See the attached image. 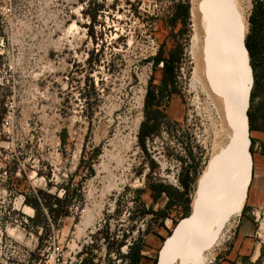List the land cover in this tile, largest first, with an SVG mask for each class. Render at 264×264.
<instances>
[{
  "label": "rangeland",
  "instance_id": "1",
  "mask_svg": "<svg viewBox=\"0 0 264 264\" xmlns=\"http://www.w3.org/2000/svg\"><path fill=\"white\" fill-rule=\"evenodd\" d=\"M231 1L245 46L253 0ZM217 10V0H0V264H130L136 250L154 263L225 137L203 70L204 15L217 22ZM172 48L181 52L160 90ZM148 91L162 111L140 143ZM248 106L260 128L248 148L264 167V70ZM153 185L184 194L154 199ZM262 187L183 259L216 264L245 215L264 264Z\"/></svg>",
  "mask_w": 264,
  "mask_h": 264
},
{
  "label": "bare ground",
  "instance_id": "2",
  "mask_svg": "<svg viewBox=\"0 0 264 264\" xmlns=\"http://www.w3.org/2000/svg\"><path fill=\"white\" fill-rule=\"evenodd\" d=\"M230 2L217 0V22L204 15L211 50L202 67L208 97L225 137L218 154L204 170L190 214L176 223L171 235L164 240L157 264H188L183 256L197 254L195 244L201 245L203 229L208 231L238 218L244 204L255 200L254 196L249 198L248 191L254 165L252 154L247 150L251 133L247 121L250 67L243 55L246 48L240 38L242 29ZM239 158L242 170H235ZM179 257L182 260L179 261Z\"/></svg>",
  "mask_w": 264,
  "mask_h": 264
},
{
  "label": "trees",
  "instance_id": "3",
  "mask_svg": "<svg viewBox=\"0 0 264 264\" xmlns=\"http://www.w3.org/2000/svg\"><path fill=\"white\" fill-rule=\"evenodd\" d=\"M178 8L181 10V16L184 20V18L187 16V5L186 4H180L178 5ZM94 18V16L92 17ZM248 32H246L245 35V46L248 50L249 55V61L250 65L253 71V83L250 91V96L248 98V104L249 100L251 101L252 97L255 95V92L257 90L258 85H260V80L262 78V71L264 70V0H253L252 2V10H250V14L248 16ZM176 49V48H175ZM180 52L178 49L174 50V48L170 49L168 51V55L162 58V61L164 63L163 67V77L160 84H158V88L160 90L165 89L167 85V79L170 77L172 71L175 69L174 65L178 59V56L180 55ZM152 91H148V94L146 95V104L144 105V117L140 123V131L138 139L140 143L143 142L144 137L152 136L158 126V122L155 121V118L157 115H159L162 111V102L160 101V98L157 96V99L155 100V96L151 95ZM150 101V105L148 104V101ZM247 121H248V127L249 130H259L260 128L255 122V113L253 112L252 108L248 106L247 109ZM259 132V131H258ZM254 137L251 139L254 141ZM252 150V145H251ZM195 179V178H194ZM186 179H182L181 185L186 188L187 184L185 182ZM151 190L153 191V197L154 199H157L162 193H165L169 196L175 195L178 199H181L183 196V192H180L178 190H171L169 187L165 186H155L153 185L151 187ZM172 194V195H171ZM50 199L51 196L47 195ZM53 201L54 206L57 205V203H60V200L58 198H54ZM180 201V200H179ZM187 202H189L188 198H185V200L182 203L184 208L187 210ZM46 204V203H45ZM51 204V203H50ZM170 204V201L166 202V207H168ZM47 205V204H46ZM49 210L51 212L57 211L58 209L56 207H53L51 209L50 205ZM158 214H162L163 212H157ZM141 255L139 254V251L131 252L129 255V261L130 264H138L140 261ZM156 260H154V263H156Z\"/></svg>",
  "mask_w": 264,
  "mask_h": 264
},
{
  "label": "crops",
  "instance_id": "4",
  "mask_svg": "<svg viewBox=\"0 0 264 264\" xmlns=\"http://www.w3.org/2000/svg\"><path fill=\"white\" fill-rule=\"evenodd\" d=\"M258 164L260 165H254L253 178L251 179L253 182L250 185V190L248 189L249 198L254 196L255 200H249L245 203L246 206H253L261 197L262 183L264 182L263 160L259 159ZM260 246V242L254 238L251 220L243 215L233 231L231 240L224 247V251L216 264H260L257 262ZM147 259V256L143 257L141 255L138 264H142Z\"/></svg>",
  "mask_w": 264,
  "mask_h": 264
},
{
  "label": "built area",
  "instance_id": "5",
  "mask_svg": "<svg viewBox=\"0 0 264 264\" xmlns=\"http://www.w3.org/2000/svg\"><path fill=\"white\" fill-rule=\"evenodd\" d=\"M54 255L57 259H60V256L62 255L60 249H55L54 251Z\"/></svg>",
  "mask_w": 264,
  "mask_h": 264
},
{
  "label": "water",
  "instance_id": "6",
  "mask_svg": "<svg viewBox=\"0 0 264 264\" xmlns=\"http://www.w3.org/2000/svg\"><path fill=\"white\" fill-rule=\"evenodd\" d=\"M245 47H246V46H245ZM248 149H249V148H247V150H248ZM248 152H251V151L249 150ZM157 262H158V261L156 260V263H155V264H157Z\"/></svg>",
  "mask_w": 264,
  "mask_h": 264
}]
</instances>
